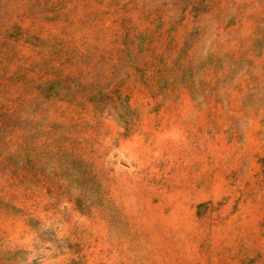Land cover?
<instances>
[{
  "label": "rangeland",
  "instance_id": "obj_1",
  "mask_svg": "<svg viewBox=\"0 0 264 264\" xmlns=\"http://www.w3.org/2000/svg\"><path fill=\"white\" fill-rule=\"evenodd\" d=\"M0 264H264V0H0Z\"/></svg>",
  "mask_w": 264,
  "mask_h": 264
}]
</instances>
